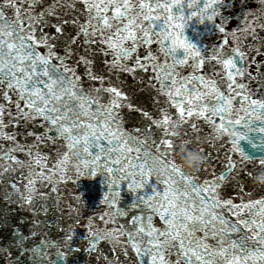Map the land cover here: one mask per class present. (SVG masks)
Instances as JSON below:
<instances>
[{
    "label": "snow or ice",
    "instance_id": "1",
    "mask_svg": "<svg viewBox=\"0 0 264 264\" xmlns=\"http://www.w3.org/2000/svg\"><path fill=\"white\" fill-rule=\"evenodd\" d=\"M254 121L264 0H0V264H264Z\"/></svg>",
    "mask_w": 264,
    "mask_h": 264
},
{
    "label": "water",
    "instance_id": "2",
    "mask_svg": "<svg viewBox=\"0 0 264 264\" xmlns=\"http://www.w3.org/2000/svg\"><path fill=\"white\" fill-rule=\"evenodd\" d=\"M189 39L201 48L210 47L217 39L214 25L210 23L200 24L193 21L185 30ZM264 127V121H254L251 125L245 127L239 126L241 132L246 138L240 140L241 148L252 157L264 156V132L259 131ZM106 190L102 177H84L81 181V191L86 194L90 205L95 206Z\"/></svg>",
    "mask_w": 264,
    "mask_h": 264
},
{
    "label": "clouds",
    "instance_id": "3",
    "mask_svg": "<svg viewBox=\"0 0 264 264\" xmlns=\"http://www.w3.org/2000/svg\"><path fill=\"white\" fill-rule=\"evenodd\" d=\"M213 128L215 134L220 136L221 138L227 136L229 139H231L237 134H244L243 132H241L240 128L235 125H227L225 129H221L220 127L214 125ZM171 131L179 136L180 128L173 127ZM176 156L179 159L182 167L185 170L193 173L197 172L201 168L205 160L204 154L202 152L196 150L195 147H188L187 145L180 147L176 152ZM255 183L258 186H264V169H261L256 174Z\"/></svg>",
    "mask_w": 264,
    "mask_h": 264
}]
</instances>
